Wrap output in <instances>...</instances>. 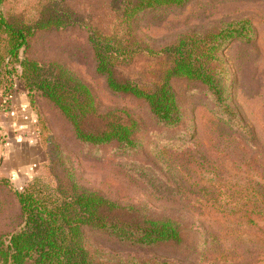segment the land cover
I'll return each instance as SVG.
<instances>
[{"label":"rangeland","instance_id":"obj_1","mask_svg":"<svg viewBox=\"0 0 264 264\" xmlns=\"http://www.w3.org/2000/svg\"><path fill=\"white\" fill-rule=\"evenodd\" d=\"M121 1L0 0V14L17 27L70 16L71 24L65 27L37 30L18 58L43 66L62 65L88 87L96 113L82 122L83 129L95 130L102 125L96 116L114 114L124 123L136 121L141 131L134 153L120 154L110 144L79 143L61 113L38 90L27 88L20 61L10 64L15 85L9 87V80L0 74V114L12 111L31 121L20 129L0 116V237L17 231L21 222L15 192L35 178L62 182L67 169L81 188L118 205L146 206L154 216L183 218L179 246L137 249L87 233V240L104 256L172 264H264V221L255 220L253 226L239 219L245 210L264 211V204L254 203L255 193L264 194V0H189L137 21L133 34L155 52L187 34H214L238 21L250 26L249 40L223 43L210 63L224 85L221 102L199 81H171L182 112L181 122L171 129L157 123L144 101L111 92L105 77L95 71L88 37L91 32H125L115 10ZM3 39L0 51L6 45ZM148 61L155 60L146 57L116 68L117 78L153 83L157 71L146 66ZM220 112H233L240 128L223 123ZM143 171L170 183L183 179V203L158 199ZM203 196L216 201L205 208L197 198ZM208 210L226 211L221 218L199 215Z\"/></svg>","mask_w":264,"mask_h":264},{"label":"trees","instance_id":"obj_2","mask_svg":"<svg viewBox=\"0 0 264 264\" xmlns=\"http://www.w3.org/2000/svg\"><path fill=\"white\" fill-rule=\"evenodd\" d=\"M9 2L10 0H4ZM13 1V0H11ZM189 0H122L116 7L118 26L124 33L91 32V44L96 62L95 71L106 79L108 89L117 94L129 95L144 101L157 123L165 128H175L182 120V112L171 81L177 78L199 81L207 92L221 102L224 85L220 72L211 68L221 45L232 39L249 40L250 26L247 21L224 25L217 33L187 34L160 51L139 40L133 29L141 16L164 8L182 7ZM0 14V37L6 45L0 51V74L12 83L9 65L18 63L22 76L31 91L38 90L68 121L75 139L85 145L102 147L110 144L120 154L136 152L139 142L136 138L140 127L134 120L120 121L113 114L98 115L102 123L95 130H85L82 122L95 116L93 97L88 87L79 82L62 65L47 66L35 61L19 60V50L26 47L28 38L37 30L50 31L71 23L70 16L40 19L31 26H15ZM151 57L146 66L157 72L155 81L143 84L119 80L116 68L132 65L143 58ZM21 76V77H22ZM8 94H6L7 96ZM4 100V102H6ZM220 120L230 127L240 128V120L233 112H220ZM97 115V114H96ZM60 159L64 156L57 155ZM62 182H50L35 178L21 192H15L21 222L17 231L0 237V264H172L151 259L114 258L100 253L86 237L87 233H98L117 242L137 249H152L161 245L183 243L182 220L169 215L154 216L146 206H121L96 192L81 188L73 179V173L63 170ZM147 184L153 187L154 195L164 201L183 203L181 188L183 179L170 183L158 179L152 173L143 171ZM255 202L264 204V194H256ZM204 205L216 199H205ZM251 202V199L249 200ZM202 205V204H201ZM199 212L210 217L224 214ZM245 224L256 226L255 220L264 221V211L245 210L239 216Z\"/></svg>","mask_w":264,"mask_h":264},{"label":"crops","instance_id":"obj_3","mask_svg":"<svg viewBox=\"0 0 264 264\" xmlns=\"http://www.w3.org/2000/svg\"><path fill=\"white\" fill-rule=\"evenodd\" d=\"M26 113V112H24ZM19 113L16 114V112H2L0 114V116H3L4 118H6L7 120H10V122H12L14 125H16V127L22 129L23 127H26V125H24V123H26L27 125H30V119L28 115H22V116H17ZM15 118V120H14ZM14 129V127L12 128Z\"/></svg>","mask_w":264,"mask_h":264}]
</instances>
